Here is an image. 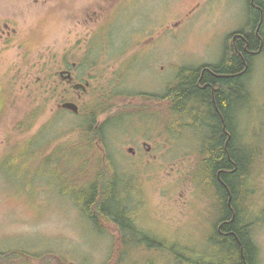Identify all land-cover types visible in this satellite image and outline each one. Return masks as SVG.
I'll list each match as a JSON object with an SVG mask.
<instances>
[{"label":"rangeland","instance_id":"obj_1","mask_svg":"<svg viewBox=\"0 0 264 264\" xmlns=\"http://www.w3.org/2000/svg\"><path fill=\"white\" fill-rule=\"evenodd\" d=\"M248 1L0 0V26L10 32L0 38V85L10 102L0 117V264H190L225 255L212 238L214 190L193 178L202 128L177 132L161 95L181 69L226 56L231 34L249 27ZM68 53L91 72L79 101L68 94L77 113L57 107L53 86L57 63ZM246 86L250 97L237 113L238 126L241 139L261 154L248 196L250 236L264 264V50L253 58ZM102 104L107 111L97 123L117 112L127 117L106 130L128 186L117 179L114 190L121 198L128 190L136 225L164 247L143 243L123 253L111 222L100 218L94 226L74 205L69 185L90 179L102 153L96 143L75 165L70 149L88 146L83 114ZM185 117L176 122H190Z\"/></svg>","mask_w":264,"mask_h":264},{"label":"trees","instance_id":"obj_2","mask_svg":"<svg viewBox=\"0 0 264 264\" xmlns=\"http://www.w3.org/2000/svg\"><path fill=\"white\" fill-rule=\"evenodd\" d=\"M248 5L251 14L248 29H240L231 34V37L236 36L235 45L232 44L229 51L224 53L226 56L221 57L213 65L219 76L214 78L204 72L200 80L201 84L207 82L214 86L218 85L214 92L217 110L211 102L209 89H197L196 74L187 73L191 68L181 69L173 85L170 112L174 117L176 131L184 127L190 131L202 128V138L198 139L193 135L194 140L198 139L200 147V161L193 178L197 186L214 190L217 205L212 238L220 249L225 250V255L216 260L189 259L187 263L190 264H258V247L250 236V229L254 223L250 216L254 205L248 194L254 190L261 154L258 148H253V144L249 145L250 141L241 139L238 114L243 108L244 99L250 97L246 80L251 62L264 50V0H249ZM238 51L245 56L244 60ZM111 94L115 96L118 93ZM106 108L105 104L94 106L87 112L88 114L86 112L83 114L85 120L83 131L88 146L83 149L76 147L70 149L77 153L75 165L80 163L81 153L87 151L86 149H95L96 143L102 153L101 159L97 157L96 164H93L95 171L90 179L83 182L75 179V182L69 185L72 187L71 197L74 205L94 226L98 225L100 218L111 222L120 232L123 253L143 243L148 247L156 243L164 247L157 239L146 236V233L136 225L131 210L133 200L128 198V190L126 196L122 198L114 190L117 179L125 184V188L128 186L123 176L119 178L117 164L106 145V130L117 128L120 120L127 117L122 113L118 115L117 112L107 116L104 122L97 123V116L106 112ZM182 115L190 122H176ZM98 141L101 142V146ZM27 147L29 148V145ZM208 195L212 198L209 192ZM151 263L153 264V262L148 264Z\"/></svg>","mask_w":264,"mask_h":264},{"label":"flooded vegetation","instance_id":"obj_3","mask_svg":"<svg viewBox=\"0 0 264 264\" xmlns=\"http://www.w3.org/2000/svg\"><path fill=\"white\" fill-rule=\"evenodd\" d=\"M7 30V24L3 23L0 26V38H8L9 37V33L10 32H6ZM237 32V31H235ZM233 32V33H235ZM6 40V39H5ZM232 44L235 45L236 43V36H232L231 38ZM146 46L143 47L142 50H144L147 46V44H145ZM149 45V43H148ZM237 51V49H235ZM240 56H242V59H245V56L241 54V52H237ZM103 56H99V58L96 60L97 61H101ZM118 58V56H117ZM57 70L55 71V75H56V79L54 80V88L58 89V92L60 93V98H59V102L57 103V107H59V105L64 102V101H72L75 102L73 99V96H68V94L70 95V93H75L76 95V100H80V98L82 97V95L86 94L88 89L91 86V72H90V67L84 66V61L81 60H76L73 53H68L65 58L61 59V61H59L57 63ZM89 67V68H88ZM161 70H163V66H160ZM100 70V69H99ZM189 72H194V74H196V82L195 85L197 87V89L199 90H207L209 89V94H210V99L211 102L214 104L215 109L217 110V106H216V99H215V95L214 92L216 91V89L218 88V85L216 84L215 86L212 84H208L207 82L201 84L200 80L202 79L204 72L210 74L212 77H218L219 73L218 70L213 69V65H208V64H204L201 65L199 68H194V69H188L187 73ZM118 74V69H117V73ZM88 83V85L86 86V89L83 90L81 87L76 88L75 85L76 84H85ZM5 87H2L0 85V117L2 114H5L6 110L10 107V102H9V95L8 93L5 92L4 90ZM173 86H167L165 87L161 98L163 100H165V103L167 105L170 106V108L172 107V91H173ZM182 90V89H181ZM116 92L118 93V87H116ZM148 94V93H147ZM118 95V94H117ZM154 96V94H153ZM77 104V102H75ZM78 105V104H77ZM61 108V107H59ZM63 109V108H61ZM69 111V110H68ZM72 112V111H71ZM74 113V112H73ZM2 120V118H0V121ZM221 122L223 124L224 127V120L223 117L221 116ZM145 145V143L143 142V146ZM129 148H131L132 150L129 151ZM128 151L131 152L132 154H136V151L132 148L129 147ZM148 151L150 150V146H148L146 148ZM5 254V252L3 253V255ZM4 258V257H3Z\"/></svg>","mask_w":264,"mask_h":264},{"label":"water","instance_id":"obj_4","mask_svg":"<svg viewBox=\"0 0 264 264\" xmlns=\"http://www.w3.org/2000/svg\"><path fill=\"white\" fill-rule=\"evenodd\" d=\"M88 85V83H85V84H76L75 87L78 88V87H81L83 90L86 89V86ZM59 107L63 108V109H66V110H70L74 113H77L78 112V105L75 103V102H72V101H64L62 102ZM132 149L129 148V151H131Z\"/></svg>","mask_w":264,"mask_h":264}]
</instances>
